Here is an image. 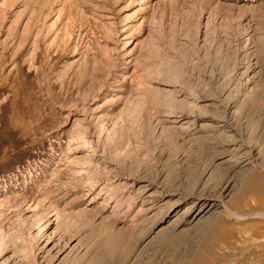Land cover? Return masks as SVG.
Wrapping results in <instances>:
<instances>
[{"label":"rangeland","instance_id":"1","mask_svg":"<svg viewBox=\"0 0 264 264\" xmlns=\"http://www.w3.org/2000/svg\"><path fill=\"white\" fill-rule=\"evenodd\" d=\"M261 89L264 0H0V264H264Z\"/></svg>","mask_w":264,"mask_h":264},{"label":"bare ground","instance_id":"2","mask_svg":"<svg viewBox=\"0 0 264 264\" xmlns=\"http://www.w3.org/2000/svg\"><path fill=\"white\" fill-rule=\"evenodd\" d=\"M263 74V73H262ZM257 92H259V93H261V94H264V89H261V90H259V91H257ZM192 94V93H191ZM263 96V95H262Z\"/></svg>","mask_w":264,"mask_h":264}]
</instances>
